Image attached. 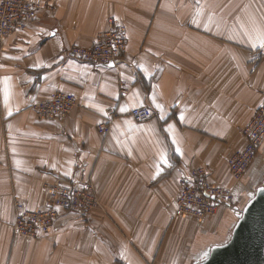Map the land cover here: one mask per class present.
Returning a JSON list of instances; mask_svg holds the SVG:
<instances>
[{
	"label": "crops",
	"instance_id": "1",
	"mask_svg": "<svg viewBox=\"0 0 264 264\" xmlns=\"http://www.w3.org/2000/svg\"><path fill=\"white\" fill-rule=\"evenodd\" d=\"M28 1L37 19L0 45V264H195L225 243L264 186V143L241 180L228 164L264 104V0ZM110 17L127 28L120 59L68 54L93 46ZM60 91L77 105L40 118L33 104ZM140 106L156 116L136 121ZM197 168L233 203L203 220L176 216L181 180ZM57 178L91 179L100 208L17 236L15 197L43 207Z\"/></svg>",
	"mask_w": 264,
	"mask_h": 264
},
{
	"label": "built area",
	"instance_id": "2",
	"mask_svg": "<svg viewBox=\"0 0 264 264\" xmlns=\"http://www.w3.org/2000/svg\"><path fill=\"white\" fill-rule=\"evenodd\" d=\"M40 10V4L35 2L2 0L0 41L6 40L14 31L26 30L37 19ZM127 43L126 26L112 17L109 20L108 29L97 38L92 47L76 46L69 49L68 54L81 62L109 64L124 55ZM76 105L77 99L73 93L58 92L41 100L34 107L44 116L60 117L65 116ZM131 116L138 122H147L156 116V112L150 106H140L132 109ZM98 129L100 133L105 134L109 131V124L102 123ZM242 135L246 140L245 146L236 150L228 160L231 174L236 181L245 176L264 143V104L257 109L252 120L242 128ZM57 183L53 186L52 199L46 210H25L23 204L16 201L17 212L14 222L16 235L36 238L39 234L48 232L58 212V207L88 214L95 207L100 206L91 179H87L80 187L63 185L64 182ZM233 199L232 189L214 185L209 181L206 169L197 168L190 172L189 177L181 180L175 213L176 216H191L203 220L216 214L220 206H230Z\"/></svg>",
	"mask_w": 264,
	"mask_h": 264
},
{
	"label": "water",
	"instance_id": "3",
	"mask_svg": "<svg viewBox=\"0 0 264 264\" xmlns=\"http://www.w3.org/2000/svg\"><path fill=\"white\" fill-rule=\"evenodd\" d=\"M195 264H264V186L238 213L229 239L210 247Z\"/></svg>",
	"mask_w": 264,
	"mask_h": 264
},
{
	"label": "rangeland",
	"instance_id": "4",
	"mask_svg": "<svg viewBox=\"0 0 264 264\" xmlns=\"http://www.w3.org/2000/svg\"><path fill=\"white\" fill-rule=\"evenodd\" d=\"M2 1V0H1ZM26 1H28V0H26ZM32 2V1H31ZM36 3V2H35ZM0 4H1V2H0ZM39 4V3H38ZM40 12V11H39ZM39 15V14H38ZM112 17H110L109 18V20L111 19ZM115 18V17H114ZM117 19V18H116ZM109 20H108V24H109ZM118 20V19H117ZM118 21H120V20H118ZM35 21H33L32 23H34ZM121 22V21H120ZM31 23V24H32ZM122 23V22H121ZM109 27V26H108ZM108 29V28H107ZM106 29V30H107ZM105 30V31H106ZM22 31H24V30H17V31H14V32H12V34H10V36H8L7 38H6V40H4L3 42H1L0 41V45H3L13 34H15V33H17V32H22ZM104 32V31H103ZM103 32H101L100 34H99V36L103 33ZM98 36V37H99ZM94 45V44H93ZM74 47H76V46H73V47H71V48H74ZM80 47H83V46H80ZM92 47V46H91ZM127 47H128V43H127ZM70 48V49H71ZM85 48H90V47H85ZM126 50H127V48H126ZM126 52V51H125ZM125 52H124V54H125ZM61 92V91H60ZM57 94V93H56ZM55 95V94H54ZM42 100H44V99H42ZM41 100H39V101H37L36 103H34L33 104V106H32V109L36 112V114L40 117V118H46V119H58V118H64L65 116H67L68 114H70V112L72 111H70L69 113H67L65 116H60V117H50V116H48V115H43L42 113H40L39 111L37 112V110L35 109V105L38 103V102H40ZM132 111V110H131ZM257 112V111H256ZM256 114V113H255ZM255 116V115H254ZM253 116V117H254ZM252 117V118H253ZM252 120V119H251ZM250 120V121H251ZM249 121V122H250ZM248 122V123H249ZM102 124V123H101ZM101 124H99V125H101ZM106 124V123H105ZM99 125H98V127H97V129L99 128ZM247 125V124H246ZM245 125V126H246ZM98 132H99V129H98ZM109 132V131H108ZM108 132L107 133H105V134H102V133H100L101 135H106V134H108ZM241 132H242V129H241ZM253 164V163H252ZM87 180V179H86ZM86 180H73V179H71V178H57L56 179V182H55V184H58L57 182H60V183H62V182H64V183H62L63 185H68V186H72V185H74V186H82L84 183H85V181ZM66 182V183H65ZM67 183H69V184H67ZM55 184H53L51 187H50V194H49V198H48V200H47V202H46V204L43 206V207H40V208H36V209H32V208H29L28 206H26L25 205V203H23L19 198H17V197H15V199H14V221H13V224H12V226H13V230H14V222H15V218H16V212H17V206H15V203H16V201H20L22 204H23V208L25 209V210H30V211H35V210H40V209H47L48 207H49V203H50V201H51V199H52V194H53V186L55 185ZM92 185H93V187H94V190H95V196L97 197V200H99V197H98V193H97V189H96V187H95V184H94V182L92 181ZM99 202H100V200H99ZM100 208V206H98V207H95L93 210H91V212L90 213H88V214H82L81 213V211H74L73 209H66L65 207H58V212H57V214H56V216L54 217V219L52 220V226H51V228H50V230L48 231V232H44V233H42V234H39L36 238H40V237H42V236H46L47 234H49L52 230H53V228L55 227V225H56V222L59 220V218L63 215V214H65V213H72V214H77V215H79V216H89L90 214H92L94 211H96L97 209H99ZM18 236V235H17ZM21 237H23V236H21ZM27 238H31V237H27Z\"/></svg>",
	"mask_w": 264,
	"mask_h": 264
},
{
	"label": "snow or ice",
	"instance_id": "5",
	"mask_svg": "<svg viewBox=\"0 0 264 264\" xmlns=\"http://www.w3.org/2000/svg\"><path fill=\"white\" fill-rule=\"evenodd\" d=\"M260 46L261 47H264V36L261 37V44H260ZM157 107H161V106L160 105H157ZM120 110L121 111H126V109L123 108V107ZM9 114H11V113H9ZM177 151H179V148H177ZM165 162H166V159H165Z\"/></svg>",
	"mask_w": 264,
	"mask_h": 264
}]
</instances>
